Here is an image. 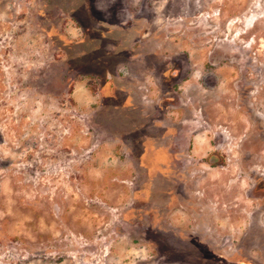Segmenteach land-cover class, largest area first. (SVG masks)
Listing matches in <instances>:
<instances>
[{
    "label": "rangeland",
    "instance_id": "obj_1",
    "mask_svg": "<svg viewBox=\"0 0 264 264\" xmlns=\"http://www.w3.org/2000/svg\"><path fill=\"white\" fill-rule=\"evenodd\" d=\"M0 264H264V0H0Z\"/></svg>",
    "mask_w": 264,
    "mask_h": 264
}]
</instances>
